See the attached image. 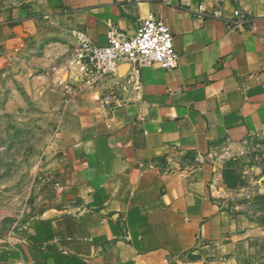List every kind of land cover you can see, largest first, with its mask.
I'll return each instance as SVG.
<instances>
[{
	"label": "crops",
	"instance_id": "crops-1",
	"mask_svg": "<svg viewBox=\"0 0 264 264\" xmlns=\"http://www.w3.org/2000/svg\"><path fill=\"white\" fill-rule=\"evenodd\" d=\"M199 4L222 17L197 16ZM235 8L255 32L227 28ZM149 13L177 64L142 66L108 120L99 97L115 79L82 87L72 33L102 46L110 27L133 36ZM0 85L11 107L58 117L49 187L0 236V264H253L262 227L225 206L218 161L264 140V0H0Z\"/></svg>",
	"mask_w": 264,
	"mask_h": 264
},
{
	"label": "rangeland",
	"instance_id": "rangeland-1",
	"mask_svg": "<svg viewBox=\"0 0 264 264\" xmlns=\"http://www.w3.org/2000/svg\"><path fill=\"white\" fill-rule=\"evenodd\" d=\"M0 85V236L25 224L49 187L47 149L58 132V117L34 103L7 104ZM225 206L262 227L264 235V140L224 148L218 161ZM253 264H264V246Z\"/></svg>",
	"mask_w": 264,
	"mask_h": 264
},
{
	"label": "built area",
	"instance_id": "built-area-1",
	"mask_svg": "<svg viewBox=\"0 0 264 264\" xmlns=\"http://www.w3.org/2000/svg\"><path fill=\"white\" fill-rule=\"evenodd\" d=\"M194 13L200 17H222L220 9L208 11L203 4H199ZM226 26L236 31L247 28L256 31L251 18L239 8H235L232 16L226 19ZM72 35L78 44L82 87L96 86L106 77L115 79L112 86L99 97V105L108 120L113 111L128 100L131 91L140 89L139 71L142 66L157 63L164 68H171L176 66L179 57L173 46L171 31L153 13L140 19L133 36H126L115 27H110L106 34L107 42L102 46L92 44L83 32H73ZM125 65L127 68L122 71L121 67ZM76 89L71 83L63 86L67 95L76 92ZM107 126H110V122ZM57 186L58 182H55L54 187Z\"/></svg>",
	"mask_w": 264,
	"mask_h": 264
},
{
	"label": "trees",
	"instance_id": "trees-1",
	"mask_svg": "<svg viewBox=\"0 0 264 264\" xmlns=\"http://www.w3.org/2000/svg\"><path fill=\"white\" fill-rule=\"evenodd\" d=\"M261 198H264V195H262V196H260ZM261 219V221H264V219L263 218H260ZM40 223H42V224H46V222L45 221H41Z\"/></svg>",
	"mask_w": 264,
	"mask_h": 264
},
{
	"label": "water",
	"instance_id": "water-1",
	"mask_svg": "<svg viewBox=\"0 0 264 264\" xmlns=\"http://www.w3.org/2000/svg\"><path fill=\"white\" fill-rule=\"evenodd\" d=\"M124 67H127V66L125 65ZM262 179H264V175H263V176H261L260 180H262Z\"/></svg>",
	"mask_w": 264,
	"mask_h": 264
}]
</instances>
